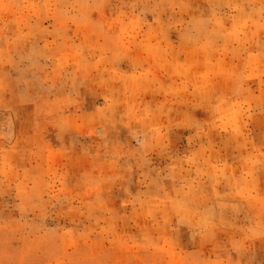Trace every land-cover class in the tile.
<instances>
[{"label": "rangeland", "instance_id": "obj_1", "mask_svg": "<svg viewBox=\"0 0 264 264\" xmlns=\"http://www.w3.org/2000/svg\"><path fill=\"white\" fill-rule=\"evenodd\" d=\"M0 264H264V0H0Z\"/></svg>", "mask_w": 264, "mask_h": 264}]
</instances>
